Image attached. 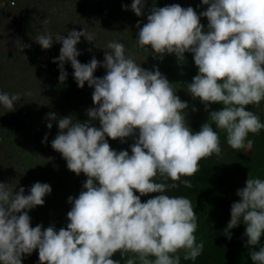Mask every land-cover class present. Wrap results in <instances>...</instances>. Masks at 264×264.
Returning <instances> with one entry per match:
<instances>
[{
  "label": "clouds",
  "instance_id": "clouds-1",
  "mask_svg": "<svg viewBox=\"0 0 264 264\" xmlns=\"http://www.w3.org/2000/svg\"><path fill=\"white\" fill-rule=\"evenodd\" d=\"M201 4L207 9L199 15L191 6L153 5L147 22L142 27L140 21L136 24L137 46L144 51L150 46L161 60L174 54L184 62V54L191 53L198 72L185 84L186 91L200 100L205 111L211 104L222 105L208 117L226 132L232 149L246 143L250 147L249 133L264 129L260 117L246 110L264 100V0H201ZM143 9L144 0H132L131 11L137 17ZM201 17L207 18V30ZM81 36L88 42L95 39L84 30H72L55 38L42 34L35 42L45 50L54 42L62 45L52 61L58 62L60 83L67 78L64 63L68 61L77 86L83 88L87 82L93 89L94 107L86 112L89 119L59 118L51 141L68 170L87 179L78 197H68V223L58 231L53 225L32 227L28 214L44 204L43 198L51 192L49 184L36 182L25 195L23 187L14 193L0 183V264H22V256L34 250L39 264H121L126 253L135 254L126 264L136 259L141 264H180L181 249L184 260H195L204 248L194 235L197 213L188 198L165 193L180 185L190 188L191 182L181 177L195 175L203 158L220 154L218 132L207 121L194 132L186 121L189 105L176 95L173 83L155 66L142 68L125 54L124 44L110 42L103 62L93 56L80 63L76 45ZM98 67L105 69L104 76H94ZM20 99L21 94L0 93V105L8 111H14V102ZM48 119L56 120L57 115L49 113ZM93 121H99V127ZM106 137L122 144L133 137L131 154L113 150ZM158 175L179 184L156 182ZM235 191L239 200L231 204L224 236L230 240V230L243 224L248 256L253 264H264L260 244L264 179L247 176L245 186L236 185ZM150 193L158 195L141 202L140 197ZM118 252L120 259H113Z\"/></svg>",
  "mask_w": 264,
  "mask_h": 264
},
{
  "label": "rangeland",
  "instance_id": "rangeland-1",
  "mask_svg": "<svg viewBox=\"0 0 264 264\" xmlns=\"http://www.w3.org/2000/svg\"><path fill=\"white\" fill-rule=\"evenodd\" d=\"M75 1L0 0V93L21 94V99L14 102V111H8L7 108L0 105V183L7 184L14 193L20 187H23L25 189L24 194L27 195L31 186L36 182L47 183L50 186L53 184L51 180L43 181L39 180L40 178L31 176V163L37 162L48 167L65 168L66 161L59 152L51 147V141L58 132V119L71 115L73 120L83 122L89 119L86 114L87 109L94 107L92 94L88 93L84 104L69 101L58 93L55 78L50 73L36 64L24 62L28 59L26 55L28 53L36 57L48 56L49 58L51 49L60 50L62 45L57 42H54L50 49H42L35 42L37 36L42 34H51L53 38L57 34L66 36L67 32L72 30H84L89 34H94L95 39L92 42L86 41L81 36L80 42L76 45L81 56L86 57L89 61L94 56L98 61L103 62L107 45L110 42L124 44L125 54L131 56L142 68L152 70L155 66L170 83H173L172 87L176 91V95L179 96L181 101H186L189 105L185 109L186 121L194 132L199 131L201 125L206 121L211 123L213 128L216 126L207 114L219 110L222 105L211 104L208 111H205L204 105L198 98L193 99L188 92L178 85V83H182V80L192 81L194 77L192 73L188 75L189 78H182L187 74V71L181 73L179 69H175L171 73H177L180 80L174 79L171 73L168 74L165 70L169 65H160V61L170 58L168 54L164 55L162 60L156 59L155 56L149 55L147 51L143 52L136 42V35L139 30L136 24L140 21L142 27L143 23L147 22L146 16L153 5L164 7L176 3L184 8L191 6L198 15L200 12L206 11L207 5H202L201 0H144L143 14L137 17L131 11L132 0H110V2L109 0H104V2L96 0L98 3L95 4L91 0L81 8L77 7L78 2L75 3ZM100 1L105 4L104 9V4H99ZM3 2H5V5ZM75 8L79 14L71 16L69 11ZM114 15L117 16L113 17ZM45 20L48 22L44 23ZM200 23L207 30V18L201 17ZM16 39L22 45H29V47L22 49V45L20 46L14 42ZM20 51L24 54L20 55ZM105 74L106 71L102 67H98L94 72L95 77H102ZM28 93L31 94L28 95ZM76 106H81V108L77 109ZM193 108L196 111H193ZM246 110L253 111L260 117L264 114V100L258 106H246ZM49 113H55L57 119L49 120ZM6 119L13 121L11 130L6 128L4 122ZM49 123L52 124L51 129L47 127ZM96 127H99V121H96ZM263 131L264 129H261L260 132ZM45 136H47L46 140ZM252 136H255V134H252ZM252 136L249 135L248 139L253 141ZM219 137H221L220 134ZM133 140V137L126 138L125 143L122 144L119 139L112 140L108 138V143L117 152L127 150L131 154L130 145ZM223 140L220 139L221 151L223 148L227 149L226 142ZM244 148L247 153H251L253 145L251 144L249 147L246 143ZM26 155H28V158L25 157ZM211 157L229 163L231 165L229 167H233L232 170L230 169L231 174H234L236 169L240 170L236 164L237 158L233 156L232 150H225L224 154L220 153L219 155L213 153ZM86 179L87 177L83 173L76 175L72 172L69 180L73 181L74 184L73 187L69 186V190H74V192L69 194L67 198L69 196L78 197L83 190L82 185ZM154 179L156 182H169V179L164 180L159 175ZM156 195L158 193L144 195L141 197V202H145ZM67 200L65 203L60 200L58 205L52 204L53 207L49 211L61 220L67 219V212L71 209V204ZM62 206L64 207L61 209ZM30 223L32 227L39 224L34 220ZM134 255L133 253L125 254L124 264H126L129 256L134 258ZM37 263H39V260H37Z\"/></svg>",
  "mask_w": 264,
  "mask_h": 264
},
{
  "label": "trees",
  "instance_id": "trees-1",
  "mask_svg": "<svg viewBox=\"0 0 264 264\" xmlns=\"http://www.w3.org/2000/svg\"><path fill=\"white\" fill-rule=\"evenodd\" d=\"M89 1L91 0H76L75 3L78 2L77 7L81 8ZM102 1L104 2V0ZM102 1H100L99 4L103 3ZM93 2L94 4L98 3L96 0H93ZM105 7L106 6L104 4L103 9ZM112 11L114 14L113 8ZM69 12L71 16H77L79 14L76 8ZM116 16L117 15H114L113 17ZM73 20L75 19L73 18ZM14 42L20 46L22 45L17 39ZM59 52L60 50L51 49L49 52V58L48 56L36 57L35 55L28 53L26 54L28 59L24 60V62L36 64L44 71L50 73L55 78L57 91L62 97H65L69 101L84 104L85 99L88 97V93L92 94L93 89L87 85V82H85V86L83 88H79L77 86L73 77L74 70L68 61H65L64 63V70L67 72V78L63 83L59 82L58 77L60 75V70L58 62H52L59 56ZM143 52L145 51L143 50ZM147 53L153 56L150 46ZM22 54L24 53L20 51V55ZM168 55L170 58H166L165 61H160L161 66L164 64L169 65L167 69H165L168 74L175 69H179L181 73L183 71H187V74L182 78H189L188 75L191 73L193 76L197 74L198 69L194 65L191 53L184 54V62L177 61L174 54ZM77 59L82 64L89 62L86 57L81 55H79ZM171 76L174 79L180 80L178 79L177 73L172 72ZM190 82L191 81L188 82L182 80V83L180 82L178 85L186 91L185 84ZM76 108L80 109L81 106H76ZM208 115L209 113L207 116ZM260 121L261 123H264V114L260 115ZM4 122L6 123L7 129L11 130L13 128V121L6 119ZM93 124L96 126V121H93ZM213 129L221 135L220 139L223 140V138H225L223 141L226 142L225 146L227 149L223 148L220 153L224 154L225 150H232L233 156H236L237 158L236 164L240 170L236 169L235 173L231 174L232 172L230 169L232 170L233 167L230 168L229 166L231 165L229 163L216 157H206L199 162L200 168L195 175L191 177H181L182 180L187 179L191 182L192 186L190 188L180 185L178 188L165 193L169 196H184L191 201L194 211L197 213L198 223L197 231L194 235L197 237V243L203 242L204 245L202 254L195 260H184L183 256L185 250L181 249L179 251V255L181 257L180 264H253L248 256V248L245 247L247 239L244 237L245 226L241 224L236 228L231 229L230 231L232 236L230 240L224 236V229L230 220L231 204L234 201L236 202L239 200V197L235 194L236 185H240L241 188L244 187L247 176L264 179V131L255 134V136H252V134L249 133V135L254 138L252 143L253 150L251 153H247L245 148L238 150L232 149L231 146L227 144L226 132L224 130L219 129L216 126ZM25 157L28 158V155ZM30 170L31 176L40 178L39 180H51L53 182L50 186V194H47L43 198L44 204L42 206H36L28 211L31 221L34 220L35 222H38L43 226V228L53 225L57 231L61 227L66 228L68 223L67 219L61 220L59 217L53 215L49 210L53 207L51 206L52 204L58 205L60 200L65 203L68 199L67 196L71 193L73 194L74 190H69V186L73 187L74 184L73 181L69 180L72 172L68 170L67 166L65 168L48 167L37 162L31 163ZM168 183L179 184V181L173 182L169 179ZM135 194L140 195L139 193ZM63 207L64 206H62L61 209ZM260 244L264 245V235L261 236ZM255 250L259 249L256 248ZM112 258L120 259V253L118 252L114 254ZM37 260V250H34L31 255L22 256V264H39L37 263ZM124 263L125 259H122L121 264ZM134 264H141V262L136 259Z\"/></svg>",
  "mask_w": 264,
  "mask_h": 264
}]
</instances>
